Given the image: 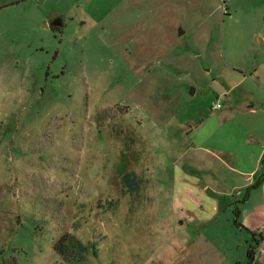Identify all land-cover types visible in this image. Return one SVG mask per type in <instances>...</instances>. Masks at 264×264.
<instances>
[{
  "label": "rangeland",
  "instance_id": "rangeland-1",
  "mask_svg": "<svg viewBox=\"0 0 264 264\" xmlns=\"http://www.w3.org/2000/svg\"><path fill=\"white\" fill-rule=\"evenodd\" d=\"M261 37L264 0H0V263L248 264L233 205L201 186L228 171L207 85Z\"/></svg>",
  "mask_w": 264,
  "mask_h": 264
},
{
  "label": "crops",
  "instance_id": "crops-1",
  "mask_svg": "<svg viewBox=\"0 0 264 264\" xmlns=\"http://www.w3.org/2000/svg\"><path fill=\"white\" fill-rule=\"evenodd\" d=\"M254 53L248 63L224 66L207 85L216 97L212 108L218 127L212 132L213 148L206 149L228 171L225 183L210 187L204 177L201 189L214 195L215 201L210 203L213 210L227 203L233 205L234 227L244 229L251 238L248 251L257 242L248 264H264V56ZM219 76L223 77L220 82ZM219 99L221 106L216 107ZM191 238L186 241L188 245ZM192 255H184L182 264L239 262V257L220 251L207 254L201 262V253Z\"/></svg>",
  "mask_w": 264,
  "mask_h": 264
},
{
  "label": "trees",
  "instance_id": "trees-1",
  "mask_svg": "<svg viewBox=\"0 0 264 264\" xmlns=\"http://www.w3.org/2000/svg\"><path fill=\"white\" fill-rule=\"evenodd\" d=\"M256 243H254L250 247L248 251L249 257H252L254 251L253 246H255ZM54 247L64 259H69V260L76 259L77 262L83 259L85 253L89 250L88 244L82 242L80 239L75 237L70 232L63 233L57 240H55ZM93 251L95 252V249H93ZM0 264H2V262ZM15 264H16V260H15Z\"/></svg>",
  "mask_w": 264,
  "mask_h": 264
},
{
  "label": "water",
  "instance_id": "water-1",
  "mask_svg": "<svg viewBox=\"0 0 264 264\" xmlns=\"http://www.w3.org/2000/svg\"><path fill=\"white\" fill-rule=\"evenodd\" d=\"M53 24H61V18L60 17H56L52 20Z\"/></svg>",
  "mask_w": 264,
  "mask_h": 264
},
{
  "label": "built area",
  "instance_id": "built-area-1",
  "mask_svg": "<svg viewBox=\"0 0 264 264\" xmlns=\"http://www.w3.org/2000/svg\"><path fill=\"white\" fill-rule=\"evenodd\" d=\"M214 105H215L216 107L221 106V102H220V101H217Z\"/></svg>",
  "mask_w": 264,
  "mask_h": 264
},
{
  "label": "flooded vegetation",
  "instance_id": "flooded-vegetation-1",
  "mask_svg": "<svg viewBox=\"0 0 264 264\" xmlns=\"http://www.w3.org/2000/svg\"><path fill=\"white\" fill-rule=\"evenodd\" d=\"M53 24V23H52ZM60 24H53L54 27L59 26Z\"/></svg>",
  "mask_w": 264,
  "mask_h": 264
}]
</instances>
